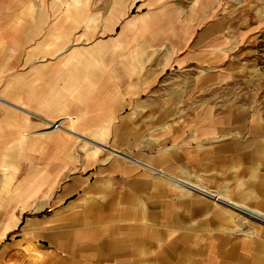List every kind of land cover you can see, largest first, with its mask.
Listing matches in <instances>:
<instances>
[{
  "label": "crops",
  "instance_id": "0c3cea01",
  "mask_svg": "<svg viewBox=\"0 0 264 264\" xmlns=\"http://www.w3.org/2000/svg\"><path fill=\"white\" fill-rule=\"evenodd\" d=\"M213 8L212 3L206 12ZM223 28L222 21L204 24V31L172 54L140 97L129 94L130 71L120 80L124 92H117L111 83L115 71L97 69L92 98L76 93L77 74L61 70V80H54L64 85L61 115L70 114L78 127L90 125L83 131L108 150L93 166L79 168L69 160L79 149L71 147L66 133L61 140L40 134L42 149L37 138L22 139L34 158L16 194L24 211L17 209L11 227L0 226V264H264V221L242 210L264 215V83L254 63L259 54L252 48L264 21L234 38L223 35ZM16 34L19 25L6 30L0 23L2 163L10 155L3 132L6 100L21 105L24 91L23 104L33 115H53L48 94L53 70L44 69L40 82L46 87L38 103L37 69L21 74L6 63V52H13V65L20 64L15 54L22 43ZM70 81L76 84L72 95ZM37 124L33 121L30 128ZM30 128L24 127L23 135ZM54 138L60 145L55 152ZM48 195L47 205L42 199L35 212L25 210V204Z\"/></svg>",
  "mask_w": 264,
  "mask_h": 264
},
{
  "label": "rangeland",
  "instance_id": "374dc122",
  "mask_svg": "<svg viewBox=\"0 0 264 264\" xmlns=\"http://www.w3.org/2000/svg\"><path fill=\"white\" fill-rule=\"evenodd\" d=\"M212 3L213 10L206 12L207 8H212ZM258 20L264 21L262 0H0V23H5L6 30L19 25L20 36L16 35L21 37L22 43L20 51L15 54L20 58L18 67V61L13 65L16 59H12L13 52H6V63L9 61V68H17L21 74L37 69L38 103L44 97V92L41 91L46 87L44 82H40V79H44V69H52L53 91L47 92L54 101L53 115L45 117L33 115L31 109L23 104V100L27 102V92L22 91L19 101L21 105L6 100L3 132L5 151L10 155L3 157L6 163L0 162V226L3 224L6 228L11 227L14 222L12 216L17 209L24 211L23 204L16 201V194L18 186H22L27 179L30 160L34 156H28V146L21 144L27 142L23 138H37L46 133L61 140L66 133L71 147L79 149L76 159L69 157L70 162L79 168L93 166L98 155L108 150V145L91 137L90 131H83L90 125L78 127L76 119L70 117V114L61 115L59 105L64 100V85L55 83L54 80H61L62 69L66 74H77V78L79 76V81L75 84L76 93L84 91L90 93L88 96L92 98L94 88H98L97 69L105 67L115 71L113 77L116 83L112 77L111 83L116 85L117 92H124L125 86L120 80L124 78L125 70L130 71L133 86L129 94L140 97L141 91L153 87L154 80L164 70V64L169 62L172 54L191 36L197 37L204 31V24L222 21L223 35L234 38L240 34V30ZM29 33L31 36L25 38ZM48 47L51 48L47 50ZM252 48L259 54V60L254 63L259 66L264 83V29ZM35 49L37 53L33 54ZM79 55L82 56L81 60H78ZM10 74L12 69L6 71V83L12 76ZM78 74H84L85 80L80 79ZM95 74L96 81L91 77L93 81L89 83L90 75ZM71 83L70 81L68 90L72 95L75 85L71 86ZM47 87L50 89L49 85ZM86 96L82 98L86 100ZM80 103L85 102L77 104ZM37 110L44 111L45 108L38 106ZM33 121L39 123L38 128H30ZM24 127L30 128L25 129L26 135H23ZM55 138L51 145L53 152L60 147ZM37 143V148H44L38 138ZM19 144L23 146L22 149ZM61 144L64 145V142ZM50 196H38L36 203L25 204V210L35 212L36 206H43L39 204L42 199L47 205ZM242 210L254 216L246 208ZM239 216L250 219L245 215ZM256 217L264 221L263 216ZM3 238L1 231L0 241Z\"/></svg>",
  "mask_w": 264,
  "mask_h": 264
},
{
  "label": "bare ground",
  "instance_id": "6f19581e",
  "mask_svg": "<svg viewBox=\"0 0 264 264\" xmlns=\"http://www.w3.org/2000/svg\"><path fill=\"white\" fill-rule=\"evenodd\" d=\"M221 199V198H220ZM218 200H219V198H218ZM226 202V201H225ZM227 203H229V202H227ZM246 209L247 210H249V212H251V213H253L254 214V216L256 215V216H263V218H264V215H262L261 213H259V212H257V211H253V210H250V209H248L247 207H246Z\"/></svg>",
  "mask_w": 264,
  "mask_h": 264
}]
</instances>
